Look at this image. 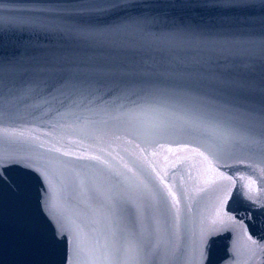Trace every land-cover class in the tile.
Returning <instances> with one entry per match:
<instances>
[{
    "label": "water",
    "instance_id": "95a60500",
    "mask_svg": "<svg viewBox=\"0 0 264 264\" xmlns=\"http://www.w3.org/2000/svg\"><path fill=\"white\" fill-rule=\"evenodd\" d=\"M129 2L141 32L0 40V264H65L61 228L69 264H264V65L184 33L212 0Z\"/></svg>",
    "mask_w": 264,
    "mask_h": 264
},
{
    "label": "snow or ice",
    "instance_id": "6c2138e0",
    "mask_svg": "<svg viewBox=\"0 0 264 264\" xmlns=\"http://www.w3.org/2000/svg\"><path fill=\"white\" fill-rule=\"evenodd\" d=\"M23 2L27 7L19 16L7 20L0 16V40L9 34L19 39L35 32L45 38L60 34L74 41L100 42L105 37L118 33L141 32L146 25L153 22L148 16L140 14L129 0H103L102 3L93 4H81L79 0ZM211 6L220 9L221 13L217 20L210 22L208 30L205 32L189 27L184 29V33L191 37H206L200 39L201 44L235 49L238 55L242 54L244 57L240 63L246 62L249 70L257 63L264 65V0H212ZM6 63L9 67L13 66L11 60ZM4 66L5 62L0 61V72ZM3 87L0 82V88ZM14 92V89H10L9 96ZM156 100L153 90H150L143 101L137 103L150 105ZM3 103L4 95L0 94V105ZM12 166H16L15 162L0 159V183L6 179V168ZM28 170L35 171L31 168ZM228 219L235 220V217ZM53 239L64 243V260L65 264H69L68 236L61 228L54 230Z\"/></svg>",
    "mask_w": 264,
    "mask_h": 264
}]
</instances>
